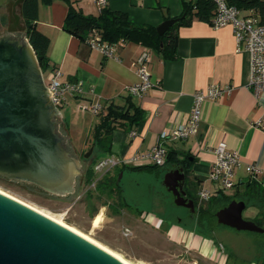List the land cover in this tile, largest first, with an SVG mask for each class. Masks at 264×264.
<instances>
[{
	"label": "crops",
	"instance_id": "1",
	"mask_svg": "<svg viewBox=\"0 0 264 264\" xmlns=\"http://www.w3.org/2000/svg\"><path fill=\"white\" fill-rule=\"evenodd\" d=\"M72 2L86 15L97 14L100 10L95 0ZM106 5L127 12L130 20L135 23L152 25L178 16L183 9L182 0H106ZM7 6L11 8L9 0H0V24L3 27L4 21L5 26L9 22L8 16L11 14ZM15 10L18 12L17 6ZM67 10L66 0H53L49 3L39 0L36 21L37 27L50 39V67L46 70V77L38 65L43 80H48L49 72L55 67L60 71L61 81L82 80L85 89L83 94L67 93L59 106L60 114L61 107L66 108L74 102L77 105L80 102L78 106L84 110H88L84 106L94 103H99L101 109L111 103L123 104L125 96L129 95L127 86L139 80L135 71L137 58L144 50L150 51L147 68L153 85L141 96L132 95L133 101L142 111L141 118L131 129H114L111 132L108 152L99 153L96 151L97 146H90L93 154H98V159L114 156L124 160V163L117 166H127L129 169H125V173L157 172L162 181L165 172L175 167L173 162L176 159L188 157L191 176H199L200 187L208 188L210 196H213L226 192L218 182L209 178L215 157L214 146L223 140L228 148L236 150L240 156V164L234 168L232 176L235 182L232 186L234 194L239 196L243 193L249 179L256 180L259 189L264 190V91L255 95L248 88L250 54L246 49L238 48L230 25L216 27L210 21L196 17L189 24L180 25L177 28L175 58L163 59L157 52L135 42L116 47L114 55L106 57L98 49L63 29ZM34 56L36 58L35 53ZM210 84H228L231 91L203 102L196 132L184 140L168 141V150L172 154L169 159L166 155L163 165L149 168L145 166L152 164H135L130 160L133 155L148 151L157 142L162 130L183 122L190 112L193 93L204 90ZM91 87L93 91L89 92L88 88ZM83 99L86 102H82ZM62 119L64 122V116ZM67 135L78 159L87 165L88 161L81 160L80 156L89 147L91 136L85 138V144L79 150L72 144L68 131ZM102 153L103 156H99ZM247 164L260 169L255 177L250 176ZM135 166L144 168L134 169ZM237 195L236 199H243V196ZM154 218L160 224V220ZM172 228L177 229L168 226V230ZM187 235L190 239L192 233ZM196 245L209 246V242L203 240L196 242Z\"/></svg>",
	"mask_w": 264,
	"mask_h": 264
},
{
	"label": "water",
	"instance_id": "2",
	"mask_svg": "<svg viewBox=\"0 0 264 264\" xmlns=\"http://www.w3.org/2000/svg\"><path fill=\"white\" fill-rule=\"evenodd\" d=\"M22 2L9 0L8 31L26 28ZM175 21L174 17L163 20L156 27L158 33L162 34ZM32 49L26 37L21 41L0 38V175L25 181L26 189L37 194L71 200L79 192L75 190L77 179L86 163L78 159L74 150L71 154L60 144L51 114L55 112L63 119L59 106L49 103L51 91L44 88ZM91 151L92 147L84 156ZM185 178L183 168L176 166L165 172L162 181L174 195L176 205L193 211L194 200L187 198L183 189ZM67 191L71 192L66 194ZM245 206L243 199L230 200L215 212L217 222L237 230L264 232V227L243 217ZM0 264L122 263L70 230L0 194Z\"/></svg>",
	"mask_w": 264,
	"mask_h": 264
},
{
	"label": "rangeland",
	"instance_id": "3",
	"mask_svg": "<svg viewBox=\"0 0 264 264\" xmlns=\"http://www.w3.org/2000/svg\"><path fill=\"white\" fill-rule=\"evenodd\" d=\"M43 74L46 77V71ZM43 84L47 87V79L43 80ZM81 101L86 102L85 99ZM78 105L74 102L66 108L61 107L60 110L65 118L70 140L80 150L85 144V138L89 137V129L96 115ZM88 150L89 147L84 153ZM92 152L87 157L92 156ZM99 156L102 157L103 153ZM80 157L83 160L82 155ZM116 168L118 166L112 167L110 171ZM159 175L152 171L125 173L123 176L125 204L118 213L115 202L106 199L108 207L105 205L99 207L95 214L96 216L100 213L96 225L93 224L95 216L92 219L89 216L84 197L88 186L81 185L79 192L71 200L46 197L18 185H10L7 188L4 183H0V188L61 218L136 264H260L257 257L264 256V236H257L255 232L237 230L214 221L215 228L212 234L218 243L213 241L212 244L209 242V246L197 248V239L193 233L188 239L187 232L184 234L175 228L168 230L166 223L157 224V219L149 212L142 213L146 206L150 207L151 201L154 202V208L161 212L165 211L167 204H170V208H166L170 213L176 214L182 209L172 205L171 194L165 190ZM225 189V195H234V187ZM134 203L141 205L137 207ZM259 208H264V200L251 196L250 199H246L242 215L244 218L254 220L253 217Z\"/></svg>",
	"mask_w": 264,
	"mask_h": 264
},
{
	"label": "trees",
	"instance_id": "4",
	"mask_svg": "<svg viewBox=\"0 0 264 264\" xmlns=\"http://www.w3.org/2000/svg\"><path fill=\"white\" fill-rule=\"evenodd\" d=\"M49 3L53 0H42ZM229 5L237 7L244 15H251L258 23H264V0H226ZM68 4L67 14L64 18L63 29L77 36L81 41L90 43V40L99 35L101 39L108 41L115 48L127 43H140L151 50L157 52L163 59H170L176 57L177 44V28L180 25H187L196 17L211 21L215 13V3L213 0H182V12L175 16L176 21L170 25L162 34L158 33L157 25L148 23H135L130 20L127 12L122 10L112 9L107 5L100 7L97 14H84L80 8L74 6L72 0H66ZM22 18L25 22V37L32 46L39 67L42 71H46L50 67L48 48L50 44L49 37L37 27V19L39 14V0H23L21 6ZM170 18V17H169ZM58 104L57 106H60ZM142 111L132 99V95H126L124 103L121 105L109 104L105 109H100L96 113V118L89 129L90 143L89 147L97 146V152H108L110 150V134L114 129H131L137 121L141 118ZM64 132L67 134V129L64 124ZM83 159L88 161V164L82 170L77 179L75 190L79 191V185L88 186L85 189V200L89 210V216L92 219L97 213L99 207L107 206L106 199H112L117 205L119 213L120 208L125 204L123 190V176L124 170L129 169L127 166L116 168L114 171H104L100 174L94 169V164L99 160L97 155L93 154ZM172 151L168 150L167 158L171 157ZM168 160H166L167 162ZM174 166L181 165L184 170L190 175L191 185L195 191L200 188L199 176H191V169L189 167L190 161L188 157L176 159L173 162ZM145 167L158 168V165H147ZM134 169L144 168L142 166H135ZM122 176L119 178V174ZM94 182V186H91ZM0 183H4L5 187L10 185H18L20 187L28 188L25 181L17 179H8L6 176L0 175ZM78 188V189H77ZM30 189V188H29ZM44 194V192H42ZM235 195H225L218 193L210 196L203 206L196 208L198 215L196 220L198 225L196 230L198 232H210L214 226V221L217 224L215 212L226 205L230 200L235 198ZM246 202L251 196L258 197L264 200V190H260L257 181L249 179L245 183V189L240 194ZM194 203L197 204V194L191 197ZM97 201V204H96ZM254 221L264 227V208H259ZM224 225V224H223ZM202 226V227H201ZM253 232V231H251ZM257 236H264V232H255ZM232 254L230 253L229 256ZM260 264H264V256L257 257Z\"/></svg>",
	"mask_w": 264,
	"mask_h": 264
},
{
	"label": "built area",
	"instance_id": "5",
	"mask_svg": "<svg viewBox=\"0 0 264 264\" xmlns=\"http://www.w3.org/2000/svg\"><path fill=\"white\" fill-rule=\"evenodd\" d=\"M102 7L106 5V0H95ZM215 3V13L211 18V24L219 27L230 25L233 30L234 38L239 49H246L250 54L249 80L248 88L258 95L264 91V23H258L251 15H244L240 10L229 5L226 0H213ZM89 45L98 49L104 56H113L115 47L96 35L90 40ZM150 60V51L144 50L135 62V71L139 77L138 82L127 86L129 94L134 96L143 95L153 83L150 80V73L147 68V62ZM47 88L51 91V100L54 104H62L67 93L83 94L85 92L82 80L64 82L60 80V71L58 68H52L49 72ZM89 92L93 88H88ZM231 86L228 84L218 85L210 84L204 90H196L193 93V100L190 112L187 118L175 126L164 129L158 134L157 142L143 153L133 155L130 160L135 164H154L161 166L165 163L168 153V141L184 140L191 134H194L198 128L201 118L202 104L205 100H214L225 93H230ZM97 113L101 109L99 103L84 106ZM214 160L209 172V178L218 182L221 188H230L235 185L232 179L234 168L240 164V156L236 150L227 147L221 140L214 146ZM124 163V160L107 156L99 159L94 164L96 172H104L112 167ZM247 171L251 177H255L260 169L253 164L246 165ZM91 186H94L92 182ZM211 195V191L205 186H201L197 191L199 202H205Z\"/></svg>",
	"mask_w": 264,
	"mask_h": 264
},
{
	"label": "flooded vegetation",
	"instance_id": "6",
	"mask_svg": "<svg viewBox=\"0 0 264 264\" xmlns=\"http://www.w3.org/2000/svg\"><path fill=\"white\" fill-rule=\"evenodd\" d=\"M8 23L6 24L5 27H3V25L0 24V38H8V39H12V40H18L21 41L23 39V37H25V30L20 31V30H15V31H8L7 30V26ZM45 90L47 89L46 86H44ZM49 103H51L52 105L57 106L56 104H54L52 101ZM51 120L53 122V126H54V131L58 134V136H60L61 140H60V144L65 147L71 154H74L73 149L71 147V143L69 142V138L68 136L66 137L65 133H64V122L63 120H61V118H59V115L56 114L55 112H53L51 114ZM69 142V143H68ZM69 144V145H68ZM82 159H85L86 157L84 156V154H82ZM178 167H182L181 165H177ZM183 168V167H182ZM184 170V168H183ZM186 178H185V184L183 185V189L186 191V197L187 198H191L192 196L194 197L195 194H197V191H195V189H193L192 185H191V178L190 175L187 174V172L184 170ZM121 174V175H120ZM119 174V178L122 176V172H120ZM75 175L73 176V180H72V184L73 181H75ZM123 185V184H122ZM73 190H74V186H73ZM72 190V191H73ZM124 190V188H123ZM165 190L171 194V203L174 206H178L180 208H182L180 211H178V213L173 214L170 213V211L166 210V208H170V204H167L165 207V211L161 212L159 210H156V208H154V202L151 201V205L146 206L147 208H145L143 212H149L150 214H153L154 217H157L160 220V224H164L166 223V226H174L176 227L180 232L185 233L187 232V234L193 233V235L195 236V238L197 239L196 242H200L203 240H206L207 242H210L212 244V242H216V239L213 237V230L214 228L210 231H202V232H198L196 230L197 227H200L198 225V221L196 220L197 218V214L195 213L196 208L198 209L200 206L204 205V202H199L198 198H197V204H195V209L193 211H191V209L189 207H186L184 205H176L173 202L174 199V195L172 194V192L170 190H168L165 187ZM71 191H67L65 192L70 193ZM133 204V203H132ZM137 207L141 204L139 203H134ZM150 210V211H149ZM202 227V226H201ZM167 231V230H165ZM196 247L198 248V246L196 245Z\"/></svg>",
	"mask_w": 264,
	"mask_h": 264
},
{
	"label": "bare ground",
	"instance_id": "7",
	"mask_svg": "<svg viewBox=\"0 0 264 264\" xmlns=\"http://www.w3.org/2000/svg\"><path fill=\"white\" fill-rule=\"evenodd\" d=\"M0 194L8 197L9 199L22 204L23 206L43 215L44 217L48 218L49 220L59 224L60 226L70 230L71 232L77 234L78 236L84 238L85 240L89 241L90 243H92L93 245H95L96 247H98L99 249L103 250L104 252L108 253L109 255H111L112 257H114L116 260H118L119 262H121L122 264H136L133 263L132 261L124 258L119 252L113 250L112 248H110L109 246L105 245L104 243L100 242L97 239L92 238L91 236H89L88 234H86L85 232L81 231L80 229H78L77 227L70 225L66 222H64L61 218L55 217L54 215L46 212L44 209L39 208L31 203H28L27 201H24L14 195H12L11 193L5 191L4 189L0 188ZM100 219V213H98L94 220H93V224L96 225L99 222Z\"/></svg>",
	"mask_w": 264,
	"mask_h": 264
}]
</instances>
